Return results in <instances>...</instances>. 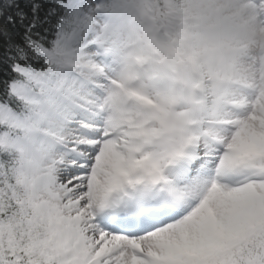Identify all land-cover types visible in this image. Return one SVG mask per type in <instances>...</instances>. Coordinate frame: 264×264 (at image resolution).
Segmentation results:
<instances>
[{"label":"rangeland","instance_id":"374dc122","mask_svg":"<svg viewBox=\"0 0 264 264\" xmlns=\"http://www.w3.org/2000/svg\"><path fill=\"white\" fill-rule=\"evenodd\" d=\"M161 1L166 5L176 6L175 11L184 13V15H179L182 21L178 22V28L181 30L183 28L182 32L185 34L180 43L173 41L174 38H177L178 31L174 33L169 31V28L174 26L173 21L170 20V24L163 25L157 13L159 12L158 5L152 0H116L110 7L104 6L101 0H76L72 3L69 0L70 5L76 10L79 20L85 26L77 32H72L69 36H62L56 42L58 52L66 56L67 59L62 64V74L57 77L55 85L51 88L43 85L39 88L40 90L23 84L13 86V92L22 99L37 105L39 112L30 115L28 120H22L21 117H13L9 111L0 109L1 116L6 117L15 127L8 133H0V141L5 143L4 145H11L21 151L22 177L20 183L28 193V203L33 214L45 223L49 230L57 234L54 252L65 264H88L94 258L89 257L91 251H88L89 256L78 257L72 253L76 247L74 244L66 246L70 244L71 237L65 236L66 228L63 224L68 223L69 220H56V215L50 213V208L44 201L47 195L40 194L42 191L38 188L40 183L36 180V170L40 165H44L45 161L49 162L48 159H53L55 164L60 162L66 167H75L73 175H76L77 178L90 172L94 173L98 170V166L91 163L94 162V159L88 161L86 157L91 152L90 147L119 131L120 138L115 144L121 150L130 149L129 142L131 141L128 137H131L130 135L136 130V127L141 129L142 139L146 144L151 147L158 145L161 151H165V155L177 156L193 137L191 130L201 121L223 129V132L221 136H217L203 129V132H197V135H205L215 142H222L225 137L229 138L243 145L246 148L244 154L249 157L255 156V147H261L256 141L257 123L249 119L254 112L252 108L246 109L236 99L227 101L215 97L214 101L225 105L227 111L233 114L202 119L199 116V110L204 106L209 108L208 104H203L206 97L203 95L201 85L204 83L207 85V81L210 79L222 82L226 86L230 84V86L237 85L244 89L250 88L234 79L211 78V75L214 74L213 65L210 63L212 53L229 57L230 61L239 62L235 70L241 73L245 68L242 63L251 62L253 59L254 67L260 74H264V57H259L261 49L264 47V31L255 33L252 29L233 27L230 23L226 28H223L221 26L223 20L214 22L215 14L218 12H228L227 16L235 13L240 14L233 7L242 6L240 5L242 2L247 5L255 3L262 12L258 21L261 22L264 30V0ZM250 14H252V9L247 6L244 15H248L251 17L250 20L256 21ZM226 21L228 20H225V23ZM211 25L212 27H210ZM216 32H221L222 35H218ZM230 35L236 38V44L230 45L229 39H224ZM177 50L179 52L176 53ZM148 87L151 88L149 91ZM113 89L121 90L122 95L116 96L114 103L103 104V108L106 112L110 108L112 109V119H116L117 125L114 129H105L102 126V121L98 124L96 122L98 114L93 113L82 104L81 99L95 92L111 100ZM121 104L125 105L126 117L123 118L120 116ZM72 107L83 109L94 122L90 125H85L82 121L74 122L68 112V108ZM133 108L135 115L131 118ZM125 119L127 121H124ZM121 120L124 121L123 124H121ZM47 122L56 124L57 131H51ZM73 123L75 124L74 129L70 126ZM71 132L77 134L87 132L92 133V136H89V141L78 140L76 144L77 141L72 140ZM165 138L168 141L167 147L163 145ZM44 144L64 155L72 156H66L64 160H59L58 155L54 156L53 154L51 157L43 154L41 145ZM85 144H88L87 148H85ZM75 156H82V158L78 159ZM143 157L146 159L145 166L135 172L140 183L145 186L148 171L154 170L156 167H159L166 177L165 168L157 165L150 152L144 153ZM192 157L194 159L204 158L207 162L213 160L212 156H207L204 150L194 152ZM258 160L259 163L256 164L252 172H260L264 168V159ZM44 167L45 170L42 171L48 179L44 189L53 188L57 181L55 169L48 165H44ZM195 171L201 173L198 169ZM124 172L127 171L122 169L118 175L122 176ZM125 176L130 178L127 174ZM189 177V175L185 176V179ZM253 179L259 182L264 178L254 177ZM246 180L247 178L238 180V182H230L224 178L221 181L228 185L232 183L231 186H237ZM260 184L262 187L258 189V192H255L257 199L249 205L248 209L241 210L218 229L209 230L207 236L202 237L197 246L190 248L175 246L173 252L168 250L171 256L162 260L156 255L159 250L144 243L142 247H139L137 243L132 242L131 238V241L124 246L125 250L129 252V257L121 264H135V260L145 264H202L219 252L229 255L230 246H235L242 240L256 236L262 231L264 182H260ZM57 190L59 191V189ZM120 190L128 194L124 188L113 186L108 195L115 193V196L112 195V197L116 199L110 198L111 201L115 202L121 197ZM192 201L193 198H190V202ZM195 202H197L196 199ZM101 214L102 210L92 216L99 219ZM177 217L170 218L164 224H177L182 216ZM154 228L158 229L157 226ZM98 230H100L99 227ZM74 233V237L78 239L76 243L79 247L87 244L82 239V234L76 231ZM115 233L123 232L115 231ZM118 260L120 258L116 261Z\"/></svg>","mask_w":264,"mask_h":264},{"label":"bare ground","instance_id":"6f19581e","mask_svg":"<svg viewBox=\"0 0 264 264\" xmlns=\"http://www.w3.org/2000/svg\"><path fill=\"white\" fill-rule=\"evenodd\" d=\"M70 1L72 3L76 0ZM240 5L242 6L233 7L240 14L235 13L227 16L228 12H218L215 14L214 22L215 20H223L221 22L223 28H226L227 24L230 23L233 27H245L252 29L255 33L263 32L261 22L258 21L262 12L256 7V4L251 3L247 5L242 2ZM247 6L251 7L252 14L250 16H253V19H256V21L250 20L251 17L244 15L247 11ZM225 20L228 21L225 23ZM216 33L222 35L221 32ZM224 39H229L228 43L230 45L236 44V38L232 37V35L226 36ZM212 54L210 63L213 65L214 74L211 75V78L222 77L234 79L250 88L244 89L237 85L230 86V84L226 86L222 82L213 79L208 80L207 85L205 83L201 85V89L203 95L206 97L203 104H208L209 108L205 106L201 107L199 116L203 119L233 114L227 111L225 105L214 101L213 99L215 97H220L227 101L236 99L246 109L252 108L254 112L249 119L257 123L256 132L258 134L256 141L261 145L260 147L257 146V143L255 144L257 147H255L256 154L254 157L246 156L244 154L246 148L229 138L225 137L222 142H215L211 141L205 135H197L196 133L203 132V129L217 136H221L223 132V129L201 121L191 130L193 137L189 140L186 149L191 152L204 150L207 156H212L213 160L207 162L206 159L202 158L193 161L191 166L192 173H190V177L187 179L184 178L185 166L183 165L189 157L188 152H186L187 150H180L177 156L165 155V151H161L158 145L151 147L146 144L142 139L141 129L137 127L130 135L131 137H128L131 141L129 142L130 149L125 148L121 150L115 144L120 138L119 131L114 132L109 138L90 147L91 152L86 157L88 161H93L94 159V162L91 163L98 166V170L94 171V173L90 172L85 176L77 178L76 175H73L76 170L75 167H66L60 162L55 164L53 159H48L49 162L45 161L44 165L51 166L55 169L57 181H55L53 188L47 187L44 189L48 180L42 171L45 170V167L44 165H40L36 170V180L40 183L38 188L42 191L40 193L41 195H47L44 201L48 204L50 213L56 215V220H69L68 223L63 224L66 228L65 236L71 237L70 244L66 246L74 244L76 247L72 250V253L78 257L83 255L89 256L88 251H91L92 253L89 257L94 259L88 262V264H114V262L121 264L122 261H125L129 257V252L125 250L124 246L131 241V238L133 239L132 242L137 243L139 247H142L143 243L153 246L155 250H159L156 254L157 257L166 260L171 256L168 250H172L173 252L175 246H181L183 248L197 246L201 242L202 237L207 236L209 230H216L225 225L235 214L241 210L248 209L249 205L256 201L257 197L255 196V192H258V189L262 185L253 178H264V168L260 172H252L256 164L259 163L258 159H264V74H260L254 67L253 59L251 62H241L245 66L241 73L235 70L239 62L230 61L229 57L226 56ZM18 69L27 75L30 73L22 68ZM107 89L109 90L110 88ZM150 89L148 87V91ZM118 95H122L121 90L113 89L112 98L108 100L92 92L86 95V98H82L81 103L87 106L93 113L98 114L97 124L102 121V126L105 129H114L117 122L116 119H112L113 111L110 108L106 112L103 107L107 102H116L115 99ZM121 106L120 116L123 118L126 117V112L124 111L125 105L121 104ZM68 110L74 122L82 121L85 125H90L94 122L89 118V114L85 113L79 107L68 108ZM134 115L135 111L133 108L131 118ZM124 121L127 120L125 119ZM124 121L121 120V124ZM46 124L51 131H57L58 126L56 124L52 122H47ZM70 126L74 129L75 124H70ZM85 134L70 133L73 137L72 140L77 141L76 144L78 140L89 141L88 138L92 136V133L85 132ZM0 143L5 144L1 141ZM163 145L167 147V138H165ZM79 146L82 145L79 144ZM87 147L88 144H85V148ZM146 152L152 154V159L157 165L165 168L166 180L168 181L173 197L169 199L167 193L162 194L160 202L153 203L151 210L146 212L147 216L143 217L140 225L119 224L117 228V219L124 217V215L118 214L120 206L112 207L115 205L111 203L107 205L105 200L107 199L109 190L113 186L123 187L130 191L132 195L131 198L122 195L119 203L124 202L130 204L136 198L138 192H136V187L140 183L139 179L135 176V172L145 166L146 159L143 157V154ZM41 153L51 157H53V154L54 156L58 155L57 158L59 160H64L66 156H72L55 151L52 147L46 146V144L41 145ZM75 157L78 159L82 158V156ZM179 162L183 164L178 166ZM122 169L127 172H124V175L120 176L118 173ZM195 169L200 170L201 173L193 171ZM126 174L132 180L130 178L129 180L125 176ZM224 178L230 182H238V180L244 178L250 180L237 187L222 183L221 180ZM147 193L155 196V191H148ZM190 198H193L192 202L194 203L190 202ZM173 199L177 200L175 207L173 205ZM195 199L197 202H195ZM104 207H108V209L99 219L92 216V214L96 215ZM112 208L115 209L112 210ZM159 209H161L162 214L157 216L155 213H158ZM170 210H176V212H173L174 214L171 217H166L165 214L169 213ZM150 214L151 218L146 219ZM177 216H182L177 224H164L169 218H178ZM124 223L126 222L124 221ZM160 224L162 225L160 226ZM155 226L158 229L154 228ZM98 227L100 230H98ZM74 231L82 234V239L87 244L79 247L76 243L78 239L74 237ZM115 231L123 233L118 234ZM84 258L87 259L85 256ZM119 258L120 260L116 261ZM134 263L145 264L138 260H135Z\"/></svg>","mask_w":264,"mask_h":264},{"label":"trees","instance_id":"16d2710c","mask_svg":"<svg viewBox=\"0 0 264 264\" xmlns=\"http://www.w3.org/2000/svg\"><path fill=\"white\" fill-rule=\"evenodd\" d=\"M102 1L109 4L114 0ZM152 1L169 14L170 6L161 0ZM80 27L68 0H0V109L21 116L37 111L13 92L14 84L37 88L42 84L38 78L47 84L53 82L52 75L60 73L62 59L55 42ZM182 30H173L178 31L173 39L178 43L184 35ZM18 66L31 70L35 78L19 72ZM10 129L12 123L0 115V132ZM20 160L15 148L0 144V264H65L52 250L56 233L30 208L28 194L19 182ZM202 264H264V224L259 235L230 246L229 255L217 253Z\"/></svg>","mask_w":264,"mask_h":264}]
</instances>
